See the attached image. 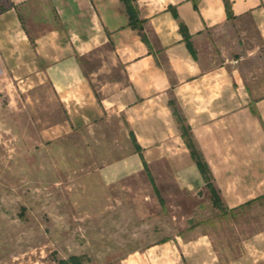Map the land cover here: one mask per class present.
I'll use <instances>...</instances> for the list:
<instances>
[{
  "label": "crops",
  "instance_id": "0c3cea01",
  "mask_svg": "<svg viewBox=\"0 0 264 264\" xmlns=\"http://www.w3.org/2000/svg\"><path fill=\"white\" fill-rule=\"evenodd\" d=\"M230 3L233 17L225 0H0V64L18 84L50 86L65 117L44 130H94L109 117L123 119L142 154L134 148L103 165L106 183L147 168L157 185L174 184L184 195L206 185L176 109L233 210L264 196V69L249 78L197 50L231 28H251L257 42L249 53L260 56L264 0ZM242 249L223 262L200 232L121 263L264 264V229L245 237Z\"/></svg>",
  "mask_w": 264,
  "mask_h": 264
},
{
  "label": "rangeland",
  "instance_id": "374dc122",
  "mask_svg": "<svg viewBox=\"0 0 264 264\" xmlns=\"http://www.w3.org/2000/svg\"><path fill=\"white\" fill-rule=\"evenodd\" d=\"M230 31L199 44L201 57L249 78L263 72L264 52L249 53L256 32ZM64 117L48 84H18L0 64V264H122L151 244L200 232L226 262L264 229V196L227 210L207 184L184 195L157 185L147 168L106 183L100 168L135 148L130 130L121 117L94 130H44Z\"/></svg>",
  "mask_w": 264,
  "mask_h": 264
},
{
  "label": "trees",
  "instance_id": "16d2710c",
  "mask_svg": "<svg viewBox=\"0 0 264 264\" xmlns=\"http://www.w3.org/2000/svg\"><path fill=\"white\" fill-rule=\"evenodd\" d=\"M225 4H226V8H227V12H228L229 17H233V12H232L230 0H225ZM181 30L185 36L187 43L189 44V46L192 49V46L190 43V37L191 36H190L187 28L184 26V24H181ZM175 113L179 117V120L182 122L183 137L185 138L187 145L189 146L194 158L196 159V161L198 163V166H199V168H200V170L204 176V179L206 181L207 186L211 189V191L214 195L215 203H220L221 202V196H220L219 191L213 182L212 171H211L210 167L208 166L207 162L205 161V159L203 158L202 154L200 153L199 149L197 148L191 130L189 129V127H187L184 124L183 119L181 118L180 114L178 113V111L176 109H175ZM130 136L132 138V141H133V144H134L136 151H138L140 154H142V148L137 143V139L135 137V134L132 131H130ZM250 202H252V201H249V203Z\"/></svg>",
  "mask_w": 264,
  "mask_h": 264
}]
</instances>
